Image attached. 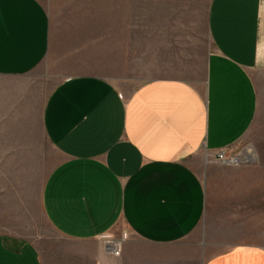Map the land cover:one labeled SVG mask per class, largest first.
I'll list each match as a JSON object with an SVG mask.
<instances>
[{
  "label": "crops",
  "instance_id": "crops-1",
  "mask_svg": "<svg viewBox=\"0 0 264 264\" xmlns=\"http://www.w3.org/2000/svg\"><path fill=\"white\" fill-rule=\"evenodd\" d=\"M135 26L130 17L55 20L42 0H0V166L32 163L37 119L57 156L40 211L73 245L57 264H264L263 243L209 256L191 238L219 150L249 139L259 162L240 172L264 180V0H211L212 46L194 81L134 85L117 63ZM47 60L60 80L42 100L29 75ZM0 264L53 263L36 242L0 231Z\"/></svg>",
  "mask_w": 264,
  "mask_h": 264
},
{
  "label": "rangeland",
  "instance_id": "rangeland-1",
  "mask_svg": "<svg viewBox=\"0 0 264 264\" xmlns=\"http://www.w3.org/2000/svg\"><path fill=\"white\" fill-rule=\"evenodd\" d=\"M42 1L55 20L61 17H130L131 26L136 25L131 30L133 36L122 60L116 63L120 70L131 68L129 77L136 86L157 77L194 81L204 73L212 46L208 29L211 0ZM29 77L40 83L42 100L60 80L59 71L49 60ZM34 126L35 146L40 149L32 163L0 166V231L36 242L51 263L57 264L58 255L68 254L73 245L54 232L40 211V190L57 156L37 119ZM261 140L264 142V135ZM247 147L256 152L253 162L226 164L215 161L213 164L220 175L216 177V174L208 183L207 212L191 236L195 242L206 244V255L213 256L244 242L264 244V180L240 172L258 165L259 151L247 139L230 147L229 152L237 154ZM204 158L206 164L212 159L208 155ZM197 169L207 181L205 169L201 166ZM117 232L126 237L128 230L119 225Z\"/></svg>",
  "mask_w": 264,
  "mask_h": 264
},
{
  "label": "built area",
  "instance_id": "built-area-1",
  "mask_svg": "<svg viewBox=\"0 0 264 264\" xmlns=\"http://www.w3.org/2000/svg\"><path fill=\"white\" fill-rule=\"evenodd\" d=\"M229 147L219 150L215 158L220 163L226 164H239V163H250L253 162L256 158V152L252 148H244L246 151H241L237 154H231L229 152ZM253 150V154L251 156L247 155V152H251ZM107 249L116 256H120L122 252L121 245L119 243H114L111 239H106Z\"/></svg>",
  "mask_w": 264,
  "mask_h": 264
},
{
  "label": "bare ground",
  "instance_id": "bare-ground-1",
  "mask_svg": "<svg viewBox=\"0 0 264 264\" xmlns=\"http://www.w3.org/2000/svg\"><path fill=\"white\" fill-rule=\"evenodd\" d=\"M252 154H253V152H252V151L247 153V155H249V156H251Z\"/></svg>",
  "mask_w": 264,
  "mask_h": 264
}]
</instances>
